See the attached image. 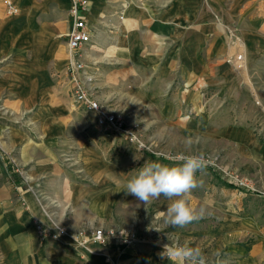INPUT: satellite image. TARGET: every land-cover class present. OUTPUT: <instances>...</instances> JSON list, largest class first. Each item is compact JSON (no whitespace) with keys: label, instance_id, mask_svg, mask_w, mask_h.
Masks as SVG:
<instances>
[{"label":"crops","instance_id":"1","mask_svg":"<svg viewBox=\"0 0 264 264\" xmlns=\"http://www.w3.org/2000/svg\"><path fill=\"white\" fill-rule=\"evenodd\" d=\"M12 1L15 14L0 0V264H171L150 241L75 247L81 230L139 220L142 202L125 190L135 173L101 141L96 114L74 109L66 76L72 0ZM87 1L80 15L91 42L80 59L100 103L142 107L167 122L172 108L226 115L261 91L226 58L264 60V22H249L240 7L264 0ZM234 26L236 40L227 31ZM234 130L218 128L227 137ZM256 153L264 161V145ZM35 222L69 234L42 239ZM229 251V264L264 261L263 240Z\"/></svg>","mask_w":264,"mask_h":264},{"label":"rangeland","instance_id":"2","mask_svg":"<svg viewBox=\"0 0 264 264\" xmlns=\"http://www.w3.org/2000/svg\"><path fill=\"white\" fill-rule=\"evenodd\" d=\"M240 7L249 22L253 19L264 22V6ZM229 29V36L236 40L240 29L235 26ZM239 55L241 61L229 62ZM239 55L226 58V62L237 72H247L262 93L254 92L251 103L227 107L226 115L218 113L222 109L219 107L216 110L209 106L197 110L192 107L172 108L169 121L160 122L159 116L145 112L142 107L129 111L128 108L101 103L104 109L121 116L127 131L134 133L137 142L142 143L130 142L123 135L97 127L104 138L101 141L110 146L112 157L129 161L130 170L135 175L145 163L172 164L183 155L203 154L208 161L203 172L196 173L200 186L190 197L193 207L206 209L203 218L182 228L170 226L166 223L170 201L161 196L149 204H137L138 208L143 207L139 220L119 230H132L162 248L176 240L198 246L209 264L228 258L230 246L264 241V161L256 153L264 145V60L246 61L242 54ZM206 114L211 115L207 117ZM245 115L250 117L245 120ZM223 126H232L234 132H242L223 136L218 131ZM14 188L17 191L20 187Z\"/></svg>","mask_w":264,"mask_h":264},{"label":"built area","instance_id":"3","mask_svg":"<svg viewBox=\"0 0 264 264\" xmlns=\"http://www.w3.org/2000/svg\"><path fill=\"white\" fill-rule=\"evenodd\" d=\"M7 11L10 14L17 13V7L12 0H3ZM88 5L87 0H72L70 16L73 20V27L68 36V49L71 55L70 62L66 67V76L68 82V92L71 96L75 110H81L88 113L96 114V126L105 129L112 134L125 136L130 142H137V136L131 131H127L121 116L104 109L96 98L92 88L93 78L89 74L88 67L80 59V53L85 46L91 42L89 27L80 12ZM242 56H237L234 60L241 61ZM142 144V143H140ZM36 228L41 234L42 239H49L59 242L61 238L69 232L65 227L52 224L45 227L41 223L35 222ZM146 242L140 235L135 234L132 230H112L93 228L79 231L75 236V247L79 250H93L96 245L116 246L124 245L132 247L137 244ZM112 264H118L112 262Z\"/></svg>","mask_w":264,"mask_h":264},{"label":"clouds","instance_id":"4","mask_svg":"<svg viewBox=\"0 0 264 264\" xmlns=\"http://www.w3.org/2000/svg\"><path fill=\"white\" fill-rule=\"evenodd\" d=\"M189 145L191 141L188 142ZM208 161L203 154L183 155L178 162L162 164L160 162L145 163L138 173L126 184V192L135 196L145 205L161 196L170 201L166 210V223L172 227L186 225L204 217L206 209H197L190 203L191 193L200 186L196 173L203 172ZM171 264H209L203 250L189 243L176 240L163 245L159 254ZM219 257L220 254L217 253ZM217 264H227L218 259Z\"/></svg>","mask_w":264,"mask_h":264}]
</instances>
